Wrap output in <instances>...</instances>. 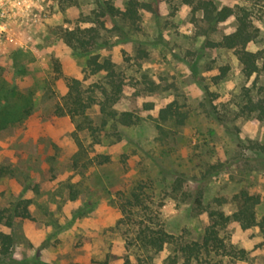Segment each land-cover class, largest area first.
<instances>
[{
    "label": "rangeland",
    "instance_id": "1",
    "mask_svg": "<svg viewBox=\"0 0 264 264\" xmlns=\"http://www.w3.org/2000/svg\"><path fill=\"white\" fill-rule=\"evenodd\" d=\"M103 1L124 10L128 0H0V211L31 202V219L0 225L14 238L0 264H124L128 255L133 264H172L177 243L151 257L126 248L117 194L137 182L153 189L161 223L184 243L202 240L206 208L217 200L229 201L221 209L231 216L235 194L259 195V224L243 229L231 220L220 232L225 251L202 264H264V0H212L250 16L258 37L249 49L260 53L250 78L232 51L207 45L236 30L234 16L211 31L181 0H138L148 7L136 26L106 17L96 54L124 84L111 110L141 118L128 128L103 126L105 76L90 75L87 57L61 35L89 27ZM74 79L96 99L87 116L100 143L76 131L82 120L56 113ZM174 100L187 121L163 138L154 120ZM77 137L94 160L83 173L73 167ZM100 155L110 161L99 164Z\"/></svg>",
    "mask_w": 264,
    "mask_h": 264
},
{
    "label": "trees",
    "instance_id": "2",
    "mask_svg": "<svg viewBox=\"0 0 264 264\" xmlns=\"http://www.w3.org/2000/svg\"><path fill=\"white\" fill-rule=\"evenodd\" d=\"M181 1L192 6L193 12H202L203 20L209 25L211 31H214L218 24L233 16L236 17L238 26L234 32L224 36L219 42H208L207 45L211 48L232 51L242 65L243 74L248 78L258 74L260 53L249 49V46L256 42L258 35L257 31L253 29L250 16L245 8H239L236 11L230 7L220 9L212 0ZM99 3V9L93 12V17H89V23H91L89 27L65 29L61 35L77 56L87 57L86 71L90 75L104 74L105 76L109 88H101L105 97V100L100 102L103 126H107L111 121L122 127L136 126L141 122L139 115L134 112L119 113L111 110L112 106L120 100L124 84L118 79L119 75L115 70L114 63L110 59L102 60L96 51L103 45L100 43V28H104L106 17L109 16L113 20L120 19L124 23L136 26L140 18V9L146 8L148 5L138 0H128L124 10H120L109 1ZM225 74L224 70L223 76ZM68 88L69 91L63 98L64 105L57 107V115L69 116L73 120H82L77 124L76 131L88 130L93 139L100 143L98 129L92 126L87 116L88 110L96 104V99L84 95L81 82L77 79L71 80ZM145 107L149 110L153 109V105ZM154 121L159 135L166 138L171 133H176L174 129L185 126L187 114L182 110L179 102L174 100L158 111ZM77 145L78 151L73 158V167L83 173L94 163V160L89 158L87 147L79 137H77ZM96 157L100 159L99 164H106L110 161L108 156ZM227 202L229 201L226 199H219L214 207L206 208L210 222L201 241L175 242V237L165 229L160 221L159 208L162 204L156 205L153 189L151 190L144 182H137L129 189L117 194L116 204L121 213L118 224L127 228L125 241L128 251L135 250L151 257L162 252L166 246L177 243L178 255L175 256L172 264H202L211 256V253L225 251L224 240L221 238L220 232L227 227L231 220L239 223L243 229H250L259 224L257 216V207L261 203L259 195L250 194L247 191L235 194L230 200L235 207L231 216H227L221 209ZM30 204V200H20L1 210L0 225L11 228L17 220L31 219ZM197 205L202 207V201L197 200ZM13 247V236L0 231V256L2 258L10 257ZM124 264H133L130 255L126 257Z\"/></svg>",
    "mask_w": 264,
    "mask_h": 264
}]
</instances>
